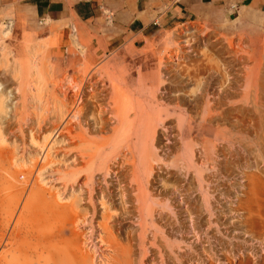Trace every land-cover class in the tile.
<instances>
[{
	"label": "rangeland",
	"instance_id": "obj_1",
	"mask_svg": "<svg viewBox=\"0 0 264 264\" xmlns=\"http://www.w3.org/2000/svg\"><path fill=\"white\" fill-rule=\"evenodd\" d=\"M258 5L161 28L144 47L98 64L0 24V264L24 260L30 240L47 243L39 231L49 203L35 195V179L62 190L68 122L77 139L127 156L129 188L142 178L147 197L139 209L133 198L125 243L131 264H264V0ZM90 82L105 91L112 118L95 131L76 119ZM49 154L56 164L39 170Z\"/></svg>",
	"mask_w": 264,
	"mask_h": 264
},
{
	"label": "bare ground",
	"instance_id": "obj_2",
	"mask_svg": "<svg viewBox=\"0 0 264 264\" xmlns=\"http://www.w3.org/2000/svg\"><path fill=\"white\" fill-rule=\"evenodd\" d=\"M90 91L88 96L91 99L86 102L88 105L90 102V105L85 108L87 104H84L79 108L76 111V119L81 123L83 119L92 120L88 124L89 130L95 131L106 127L107 122L112 118L110 119L109 115L110 107L107 108L105 105L107 104L105 91L94 85ZM66 98L63 117L70 111V103L67 96ZM115 114L119 120H122L123 126L128 124L126 120L130 117L129 114H123L125 118L123 115L120 117L118 111ZM69 125L70 122L65 125L66 130L60 140L62 161L67 168L66 173L57 178L62 184V190H57L53 182L47 187L39 184L37 177L35 179V195L43 200L46 198L49 203L45 219L47 231H39V234L47 235V243L34 244L30 240L27 244L29 253L24 256V260L15 264H98V259H103V256L105 260H102V264H131L134 262L130 258L131 250H126L125 243L132 244L129 238L133 236L130 224L132 207H135L133 198L139 203L137 207L139 209L147 197L142 178L140 175L135 176V183L129 188L127 183L130 182V179L128 180L130 166L124 163L128 162L127 159L125 160L127 156L121 159L118 153L116 145L119 143L112 139L108 140V144L116 149L112 153H107L105 148L107 142L84 143V136L80 135V139H77V135H72ZM137 146L134 148L137 152H141ZM128 148L131 149L132 146L129 145ZM47 156L46 162L39 167L41 171L56 164L50 154ZM72 163L83 166H79L80 170H72L69 169ZM58 223L63 226H61L62 230H57ZM17 257L15 255L14 259Z\"/></svg>",
	"mask_w": 264,
	"mask_h": 264
},
{
	"label": "crops",
	"instance_id": "obj_3",
	"mask_svg": "<svg viewBox=\"0 0 264 264\" xmlns=\"http://www.w3.org/2000/svg\"><path fill=\"white\" fill-rule=\"evenodd\" d=\"M262 0H0L5 33L29 34L67 59L98 64L121 51L144 47L161 28ZM243 3V4H242ZM249 15L250 13H246Z\"/></svg>",
	"mask_w": 264,
	"mask_h": 264
}]
</instances>
